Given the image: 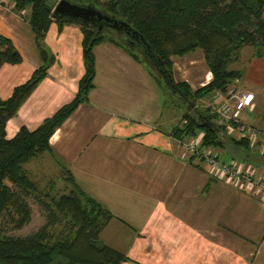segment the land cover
<instances>
[{
	"label": "crops",
	"instance_id": "1",
	"mask_svg": "<svg viewBox=\"0 0 264 264\" xmlns=\"http://www.w3.org/2000/svg\"><path fill=\"white\" fill-rule=\"evenodd\" d=\"M9 10L0 11V34L12 42L22 62L0 67L1 100L40 65L28 25ZM80 39L74 24L59 32L55 23L48 26L43 42L54 62L6 122V139L21 126L34 130L73 98L83 73ZM240 51L242 79L230 86L251 96V108L239 120L258 134L246 155L229 143L214 149V155L222 162L242 158L245 164H239L264 180V55L252 57L250 50L241 56ZM92 53L95 74L87 102L52 133L48 145L80 190L112 216L100 241L129 259L121 264H264V202L185 156L169 136L173 127L171 118L163 116V92L144 63L108 43L94 46ZM190 56L176 58L184 59V70L193 65ZM171 69L174 74V64ZM188 74L189 82L173 75L172 80L186 82L192 90L210 80L207 68ZM225 133L237 138L234 130ZM39 157L48 159L39 165L42 171L48 161L60 173L45 153L30 164L36 166Z\"/></svg>",
	"mask_w": 264,
	"mask_h": 264
},
{
	"label": "trees",
	"instance_id": "2",
	"mask_svg": "<svg viewBox=\"0 0 264 264\" xmlns=\"http://www.w3.org/2000/svg\"><path fill=\"white\" fill-rule=\"evenodd\" d=\"M9 1L11 10L24 16L21 19L32 33L40 65L24 83L12 89L7 99H0V221L6 217L13 229L23 228L30 220V209L24 197L30 195L43 207L45 219L40 227L27 236L0 235V264L124 263L129 259L123 253L108 247L99 239L100 232L112 216L80 190L70 172L52 156L48 145L52 133L79 105L87 102L95 74L93 47L108 43L136 63H144L145 69L162 91L165 90L162 79L153 72L155 67L147 55L152 53L158 59V68L172 80V58L199 50L210 73V80L194 90L186 82L172 80L175 89L191 106L184 108L180 125L172 128L169 136L181 144L201 134L198 145L200 151L223 149L224 143H229L246 155L248 148H252L255 142L238 134L236 139L227 136L224 126L216 124V114L210 113L209 108L196 109L194 103L212 95H224L229 88L233 89L231 84L242 79L244 70L228 69L229 65L238 61L241 49L251 48V56L255 58L264 55V0H67L81 6H91L101 14L124 22L150 48L151 52L147 54L141 52L142 60L134 53L137 48H129L121 41V38L127 37L124 32L102 26L95 35V29L89 25L54 16L52 9L59 0H53L51 4L44 0ZM51 23L56 24L58 32L66 24L78 26L81 34L82 76L68 103L43 119L34 130L29 131L21 126L12 138L6 139V122L46 77L47 69L54 62V57L43 42ZM108 33H113L116 38L112 39ZM21 62L22 58L12 42L0 34V67ZM203 118L208 121L205 120L207 126ZM231 126L234 127L233 124ZM43 153L53 160L52 163L60 170L69 187L66 194L56 199L48 198L47 203L40 202V199L44 201L46 194H36L35 184L23 169L25 164ZM188 159H194L193 155ZM240 159L245 164V160Z\"/></svg>",
	"mask_w": 264,
	"mask_h": 264
},
{
	"label": "rangeland",
	"instance_id": "3",
	"mask_svg": "<svg viewBox=\"0 0 264 264\" xmlns=\"http://www.w3.org/2000/svg\"><path fill=\"white\" fill-rule=\"evenodd\" d=\"M46 3L51 4L53 2V0H44ZM10 1L9 0H0V11L2 12H7L10 11L9 9L11 8V5H9ZM20 18L24 17V16H19ZM109 37L116 38L115 35L113 33H108L107 34ZM252 51L251 48L246 47L245 49L243 48L242 54L241 56L249 51ZM199 52V53H196ZM241 52V51H240ZM134 53L142 60V55L141 53L134 51ZM194 53L197 55H194ZM194 53H191L188 55H192V57H194V62L192 63V67L191 68H187L186 70H184V67L187 65L184 64V59L183 60H178L176 58H172V67L174 64V80H186V81H190V76L188 73L189 72H193L196 75L201 72V70H206V67L203 63L202 57H201V52L199 50H195ZM191 57V56H190ZM189 57V58H190ZM244 61L242 60V57L239 59V62H235L231 65L228 66V69H237V70H244V65H243ZM173 71V70H172ZM155 72V70H154ZM194 74V75H195ZM232 87V86H230ZM162 100H163V111L164 114L163 116H166V118H171V124L169 123L170 127L177 126L178 124L180 125V121H181V115L184 111V105L182 104V101H180L179 98H176L174 95H169L168 91L164 90L162 91ZM185 108H188V105H185ZM194 108L202 110L205 108H209L210 109V113H214V108H215V104L213 103V98H202L198 101H196L194 103ZM169 115V116H168ZM168 116V117H167ZM246 120H248L249 122L251 121V118L245 117ZM237 135V134H235ZM188 139L184 140L187 141ZM183 141V142H184ZM181 147V145H180ZM181 149L183 150L185 156L188 155V157L192 154L184 151V149L181 147ZM204 150V149H203ZM214 150V149H213ZM212 149H210V151H212V154H215V150L213 151ZM200 151V150H199ZM198 154V153H197ZM197 154L193 155V158L195 160V162L197 164H204L203 161L199 158V156ZM221 158V156H219ZM43 160H48L44 157H39L38 160L36 161V166L34 165V163H27L23 166V169L26 171L27 176L29 177V179L31 180L32 183L35 184L36 186V190L37 193L36 194H46V197L44 198V201H42V199H40V202H45L47 203L48 198H54L56 199L58 196L62 195V194H66L68 192L69 187L65 184L62 174H60L59 172H57L53 166L46 161L44 163V170H41V167L39 165H42V161ZM235 161H237L238 163H241V159L240 158H234ZM38 165V166H37ZM261 179V178H260ZM263 180V179H262ZM43 198V197H42ZM25 202L27 203L29 209H30V220L27 224H25V226L19 230L13 229L12 224L10 223V221L4 217L3 219H1L0 221V235L2 236H9V237H24L27 236L31 233H33L38 227H40L43 223H44V209L43 207L33 198V195L30 196H25L24 197ZM104 235V234H103ZM105 241L108 240V236L104 237ZM100 240H103V237L100 238Z\"/></svg>",
	"mask_w": 264,
	"mask_h": 264
},
{
	"label": "built area",
	"instance_id": "4",
	"mask_svg": "<svg viewBox=\"0 0 264 264\" xmlns=\"http://www.w3.org/2000/svg\"><path fill=\"white\" fill-rule=\"evenodd\" d=\"M215 104L214 112L217 116L216 124L224 126V130H234L238 136L248 138L252 141L258 132L254 128L243 125L239 120V114L245 109L251 108L252 98L245 93L236 92L231 88L222 95L216 94L213 97ZM233 124V128L231 126ZM201 134L194 139H188L179 146L184 151L194 155L197 154L203 161L207 171L216 179H225L231 184L240 187L245 193L252 194L264 202V180L252 177L253 172L248 168H243L235 160L225 162L218 161L210 150H198Z\"/></svg>",
	"mask_w": 264,
	"mask_h": 264
},
{
	"label": "water",
	"instance_id": "5",
	"mask_svg": "<svg viewBox=\"0 0 264 264\" xmlns=\"http://www.w3.org/2000/svg\"><path fill=\"white\" fill-rule=\"evenodd\" d=\"M52 14L57 16L59 19H66L72 22H78L82 25H89L95 29V35L101 30L102 26L110 28L114 31L124 32L127 37L121 38V41L131 48L134 46L137 52H145V54L151 52L149 46L139 37L134 31L122 21L113 19L109 16L99 13L91 6H81L75 3H71L67 0H59L52 9ZM99 24V25H98ZM141 49V50H140ZM147 52V53H146ZM142 55V54H141ZM150 63L155 67V72L160 76L163 82L165 90L176 98L182 101V104L191 106V103H187L185 97H183L172 84V80L169 75H164V72L158 68V59L151 53L149 56ZM155 58V59H154ZM186 109V108H185ZM203 118L205 125H208V121Z\"/></svg>",
	"mask_w": 264,
	"mask_h": 264
}]
</instances>
